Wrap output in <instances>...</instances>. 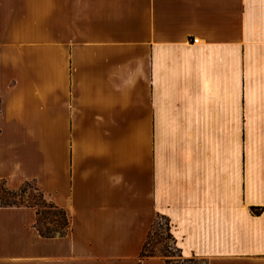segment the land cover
I'll list each match as a JSON object with an SVG mask.
<instances>
[{
  "label": "crops",
  "instance_id": "crops-1",
  "mask_svg": "<svg viewBox=\"0 0 264 264\" xmlns=\"http://www.w3.org/2000/svg\"><path fill=\"white\" fill-rule=\"evenodd\" d=\"M0 264H264V0H0ZM260 209L255 215L252 209Z\"/></svg>",
  "mask_w": 264,
  "mask_h": 264
},
{
  "label": "trees",
  "instance_id": "trees-1",
  "mask_svg": "<svg viewBox=\"0 0 264 264\" xmlns=\"http://www.w3.org/2000/svg\"><path fill=\"white\" fill-rule=\"evenodd\" d=\"M25 185L27 186L30 185L29 187L33 188V190L36 192L35 194L37 195L33 196L34 199L32 202L21 201L20 203H18L16 201H11L10 199L2 196V194H8L14 198L23 199L24 194L26 193L25 190L20 189L18 191H13L6 186L5 182L0 181V208H9V207L33 208L35 209L37 214V222L35 224V228L43 238L50 239V238L65 236L70 230V219L68 217L67 212L64 209L57 206L52 201L48 200L46 196L41 191H39V189L36 186L31 185L30 183H26ZM252 212L255 215L261 214L260 209L253 208ZM149 239L150 236L148 237V240L143 249L141 255L142 259L155 257V255L147 254ZM160 257L165 258V256H160Z\"/></svg>",
  "mask_w": 264,
  "mask_h": 264
},
{
  "label": "rangeland",
  "instance_id": "rangeland-1",
  "mask_svg": "<svg viewBox=\"0 0 264 264\" xmlns=\"http://www.w3.org/2000/svg\"><path fill=\"white\" fill-rule=\"evenodd\" d=\"M29 186L30 185H23L20 188L26 192L23 199L14 198L8 194H2V196L18 203L21 201L32 202L34 199L33 196L37 194H35L36 192ZM147 254L165 256L168 264H205V262L202 260L196 258H184L182 256L180 250L177 247V243L172 236L169 221L163 217H160L159 220H157V223L152 229Z\"/></svg>",
  "mask_w": 264,
  "mask_h": 264
}]
</instances>
